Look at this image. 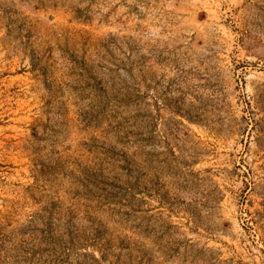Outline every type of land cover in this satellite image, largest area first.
<instances>
[{
  "label": "rangeland",
  "instance_id": "obj_1",
  "mask_svg": "<svg viewBox=\"0 0 264 264\" xmlns=\"http://www.w3.org/2000/svg\"><path fill=\"white\" fill-rule=\"evenodd\" d=\"M104 238L264 264V0H0V264Z\"/></svg>",
  "mask_w": 264,
  "mask_h": 264
},
{
  "label": "trees",
  "instance_id": "obj_2",
  "mask_svg": "<svg viewBox=\"0 0 264 264\" xmlns=\"http://www.w3.org/2000/svg\"><path fill=\"white\" fill-rule=\"evenodd\" d=\"M100 246L102 247L103 251H99L100 252V256L99 257H95L94 255L90 256L89 254L86 253H82L81 255L83 257H90L91 261L87 262L88 264H102L104 262H106L107 258H108V253L115 248V242L112 238H104V241L102 244H100ZM70 251V249H68ZM68 257H70V254H68ZM88 259V258H87ZM79 264V263H77ZM85 264V263H82Z\"/></svg>",
  "mask_w": 264,
  "mask_h": 264
}]
</instances>
